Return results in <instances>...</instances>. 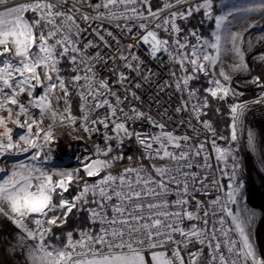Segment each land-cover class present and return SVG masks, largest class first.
I'll return each mask as SVG.
<instances>
[{
  "label": "snow or ice",
  "instance_id": "snow-or-ice-1",
  "mask_svg": "<svg viewBox=\"0 0 264 264\" xmlns=\"http://www.w3.org/2000/svg\"><path fill=\"white\" fill-rule=\"evenodd\" d=\"M181 3H187V0L166 2L162 8L153 11L149 0H0V156L7 153H30L31 161L49 158L51 145L55 142L54 127L57 124H76L69 103L71 83L81 100L83 116L79 131L90 137L100 130V126L105 130L106 147L101 149L96 146L98 156L102 154L108 157L113 152V145L109 141H116V147L119 148L125 139L134 137L144 148L148 159L170 161L175 165L170 168L153 164L152 172L146 171L142 165L126 167L118 176L109 173L91 186L85 182L82 190L72 200L64 198L61 193L59 204L52 203V193L56 189L66 192L69 184L82 179L78 175L79 169L49 173L35 164L21 162L13 165L9 174L4 167H0V172L7 177L0 182V217L11 220L20 230L11 250L14 253L17 248L21 251L27 249L28 264H149L145 253L150 254L151 264H185L181 248H186L193 238L212 249L209 264H238L239 261L243 264H264V258L257 256L250 241L248 229L253 224L254 214H234L224 207L240 237L239 245L234 240L227 242V251L236 257L232 260L220 251V242L213 246L215 230L205 240L201 237L206 234V229L193 225L186 230L181 226L185 217L188 220L197 218L192 212L183 210L187 200H177L175 205L181 211L170 212L168 201L161 202L160 197L168 194L170 184L182 187L184 194H187L188 180H195L196 177L186 169H190L194 158L205 151L206 142L192 144V137L189 135H177L168 131L165 123L156 121L134 105L124 104L129 97L140 100L137 90L150 84L155 75L138 54L141 46H147L148 57L159 61L162 66L165 64L164 56H167L168 63L179 64L183 75L177 77L173 71L171 78L175 81L177 91L187 92L188 100L197 99L196 90L190 88V81L196 79L194 74L203 72L207 75L209 67L214 69L217 65L221 53L220 36L216 37L215 43L208 45L215 50L216 54L212 55L204 50L203 45L197 47L190 45L187 39L181 41V29L176 24L177 19H187L193 11L211 9V0H204L195 9L190 6L184 12L170 11ZM255 8L264 9V0L246 10ZM85 9H91V12ZM165 11L169 14L161 19ZM28 13H32L31 18L27 16ZM225 19L226 17H217V25ZM156 21L159 22L154 23ZM105 24H114L121 36H115L104 27ZM159 30L167 33L171 41L161 38ZM191 35L196 36V33L192 32ZM124 36L128 38L127 43H121ZM236 38V35L232 36V44L239 63L233 66V70H247L243 54L236 47ZM189 48L190 52L187 51ZM91 49L95 50L94 53L89 51ZM101 49L108 51L102 54ZM65 58L72 65L70 82L60 75V64ZM101 65L108 70L109 78H100L99 71L103 70ZM189 66L193 74H188ZM219 74L229 84L225 86L219 79L211 81L215 87L206 89V92L212 98L224 99L229 94L243 95L231 88V77L223 69ZM113 82L115 88L112 86ZM251 82L264 90V80L261 77L255 76ZM168 86L171 85L165 82L160 90L163 91ZM37 88L44 89L39 96L35 95ZM57 92L62 94L63 108L60 107L61 97L56 95ZM25 94L28 99L26 103H22L20 98ZM110 98H114V103ZM253 103H264V96ZM189 107L197 122L202 123L204 128L211 129L208 121H200V115L208 107L207 96L203 103L197 100V103L189 105L188 101H183L175 111L181 113L188 111ZM246 107V103L230 105L233 141L237 140V121ZM32 108L39 110L38 118L30 111ZM101 109L104 110L103 114L95 116L94 113ZM45 117L51 120L46 128L42 127ZM161 119H172L167 114V109ZM137 120H147L159 132L152 134L131 131L128 121ZM9 122L26 129V134L20 135L18 141H13ZM183 123L184 121H180L181 125ZM188 127L194 133L197 131L191 121ZM108 130L113 134L109 135ZM248 143L253 146L254 137L251 132ZM154 144L158 147L154 148ZM212 144L218 160H226L231 154L229 149L216 146L215 139ZM121 159L123 155L112 157V161ZM232 159L236 160L234 156ZM85 160H90L83 168L88 177L98 176L102 170L112 167L107 159L91 160L86 157ZM237 166L236 163L233 164V173ZM53 175L59 179L54 181ZM229 188V202L236 204L244 199L242 183L230 184ZM89 193L94 197L99 195V200L93 202L100 210L89 209L91 218L98 219L106 227H102L97 236L82 233L81 240L75 243L69 233V243L65 248L49 250L44 242L45 233H50L53 226L65 223L74 208L86 204ZM113 200L116 201L111 205L113 215L108 218L106 207ZM50 212L53 215L49 217ZM32 213H39L44 217L35 220V229L29 228L24 222V218ZM203 223L207 225L208 221ZM177 235L181 237L180 240L175 239ZM223 235L227 236L228 233L224 232ZM29 241L33 243L30 245ZM201 254L202 249L189 252L188 264H199Z\"/></svg>",
  "mask_w": 264,
  "mask_h": 264
},
{
  "label": "built area",
  "instance_id": "built-area-1",
  "mask_svg": "<svg viewBox=\"0 0 264 264\" xmlns=\"http://www.w3.org/2000/svg\"><path fill=\"white\" fill-rule=\"evenodd\" d=\"M93 2H97V0H93ZM170 2L175 3V0H160L159 6H155L154 0H149L151 8L153 11L160 9L163 7L164 3ZM204 2V0H187V3H181L176 7H173L170 11H186L190 6H194L197 3ZM91 12V9H85ZM146 10V9H145ZM94 14V13H93ZM169 13L165 11L161 16V19L164 16H167ZM156 21L154 23H157ZM99 23V21L97 22ZM177 26L180 28L179 19L176 20ZM154 26V25H153ZM105 28L112 31L113 34L117 37L121 36L120 30L115 27L114 24H105ZM159 35L161 38H168L171 41V37L163 32V30H159ZM179 38L181 41L187 39V42L190 43L189 38L179 33ZM128 38L124 36L121 39V43H127ZM113 43V48L115 47V41ZM90 52L94 53V49L89 50ZM108 49H101V53L107 52ZM187 51L190 52L189 49ZM138 54L141 58L145 61L147 67L151 68L155 75L152 77L151 83L146 84L145 87L138 89L137 94L140 96V100H132L129 97L128 100L124 102L125 105H134L140 111L151 115L156 121L165 123L166 130L173 131L177 135H184L187 134L192 137V144H197L199 142H206L205 143V151L199 157H195L194 160L191 162L192 167L190 169H186L190 174L196 177L195 180L191 178L188 180V192L184 194L183 188H177L176 184L169 185V192L165 196L160 197V201L163 202L167 200L169 203L168 211L175 212L181 211L180 207L175 205V202L179 199L187 200V204L184 206V211L192 212L196 219L188 220L186 217L183 219L182 227L186 230L190 229L195 225L197 228L206 229V234L201 237V239L207 240L213 234L215 230L216 239L212 240L213 246L215 243H221V252L225 255L226 258L229 260L236 259L235 256L231 255L227 251V242L228 241H236L239 245L240 237L238 232L235 230V225L232 222L231 217L227 216L226 212L224 211V207L226 206L228 209L232 211L231 202L228 200V191L223 186V173L220 168L217 153L213 148L212 141L215 139L216 146L223 148L225 141L219 136L217 129L212 124L211 120L207 116V108L203 110V113L200 115V121H208L211 125V129H206L203 127V124L197 122L194 118V115L189 107L188 111H182L181 113H176L175 109L179 107L183 101H188L189 105L197 103V100L200 103H203L205 95H203L200 89L194 85L195 79L190 81V88L196 90V97L197 99L188 100L187 92L181 93L176 90L174 87L175 81L171 78V73L173 71L176 72L177 77L183 75L179 64H171L168 63L167 56H164L163 59L165 60V64L162 66L159 61L151 60L148 57V48L147 46H141L138 49ZM72 66V65H71ZM102 71H99L100 78H109V72L107 69H104V66H100ZM72 70V67H71ZM188 74H193L191 71V67H188ZM73 75V72H72ZM195 75V74H194ZM114 81V78H113ZM168 83V87H164L163 91H161V86ZM46 83V82H45ZM113 88L116 87L115 83L113 82ZM44 91L43 88H37L35 95L39 96ZM57 96L61 97V93L57 92ZM23 96V103L27 102L28 97L25 95ZM113 100L114 98H110ZM62 100V98H61ZM60 107L63 108V104L61 102ZM167 109V114L172 117L171 120L161 119V115ZM127 110V109H126ZM104 110L101 109L94 113L95 116H99L103 114ZM39 110L36 109L35 115L38 118ZM206 113V114H204ZM76 118V124L74 126H61L57 124L53 129V134L55 137V142L51 145L52 151L49 154V158L47 160L41 159L39 161H31L30 153H7L4 156H1L0 166L4 167L8 173L13 167V165L20 164L21 162L25 164H35L37 167L42 168L49 173L56 172V171H74L78 168H84L85 163H89L90 160H85L86 157L90 158L91 160L94 159H101L103 160V155H97L96 153V146L98 145L101 149L106 147L104 133L105 130L102 126H100V130L98 132H94L89 137L88 134H85L79 131V126L81 122V118L83 113L78 115H72ZM180 121H184L183 125L180 124ZM191 121V124L197 131L194 133L190 127H188V123ZM51 123V120L48 117H45L44 124L42 127H47V125ZM130 125V130L134 132L140 133H152L157 134L159 129L152 127V125L147 120H137L135 122L128 121ZM75 129V130H74ZM2 131V129H0ZM69 133H72L71 135ZM215 133V135H213ZM22 134H26V129H21L19 126L16 130L12 129L11 135L13 141H18L19 136ZM108 134L112 135L113 133L108 130ZM114 146L116 145V141H109ZM144 157L146 159V153L144 148L139 144ZM154 148L158 147L157 145H153ZM205 156H207V161H205ZM150 160V159H149ZM157 167L160 166H167L170 168L175 167V165L170 161H161L157 159H151ZM143 166L146 171L152 172V168L148 167L145 164H139L136 166ZM133 166V167H136ZM105 170H102L98 176H92L91 178L96 179L93 183L95 184L99 181L103 176ZM123 171V170H122ZM122 171L114 173L112 175L118 176ZM3 173V172H0ZM154 174V173H153ZM4 177L6 174L3 173ZM59 177L53 175V180H58ZM181 180L183 178H180ZM92 184V185H93ZM69 189V186H68ZM66 192H62L61 189H56L54 193H52V203L55 204V194L63 195L64 198L68 200H72L69 197H66ZM94 200H99V195L97 194L94 197ZM116 203L115 200L109 202L106 207V212L108 218L112 217L111 205ZM90 209H95L99 211L100 209L97 207V204L93 202ZM205 212H207V216H205ZM59 215V213H56ZM39 213H32L29 216L24 218L25 222H28L31 216H40ZM53 215V214H52ZM90 220L95 225L94 232L84 231L81 232L76 237H71L73 243L81 240V234L86 233L88 235L97 236L101 233L102 227H106V225H102V223L97 219L93 220L91 218V214L89 212ZM207 220L208 224L205 225L203 222ZM221 220H223V224H221ZM224 232H227L228 235H223ZM175 239L180 240L181 237L177 235ZM192 243H198L195 238H193ZM188 244V245H189ZM206 245V244H205ZM207 246V245H206ZM183 247V246H182ZM71 249H69L70 251ZM79 250V249H77ZM168 251L171 253V246H169ZM212 249L207 247V261L206 264H209L210 261V252ZM238 264H242V261H239Z\"/></svg>",
  "mask_w": 264,
  "mask_h": 264
},
{
  "label": "rangeland",
  "instance_id": "rangeland-1",
  "mask_svg": "<svg viewBox=\"0 0 264 264\" xmlns=\"http://www.w3.org/2000/svg\"><path fill=\"white\" fill-rule=\"evenodd\" d=\"M260 3L261 0H249L246 7L236 9L230 15L219 14L218 17H226L215 30L216 37L220 36L221 38L220 56L224 58V63L219 62L220 65L217 63L214 74L209 72L213 69L209 67L208 74H211L214 80L219 79L222 84L228 86L229 82L224 81L223 77L218 74V68L222 67L223 71L231 77V88L243 93L242 96L231 94L228 96L232 98L234 104H247L243 115L237 121V140L233 141L230 137V142L227 143L225 138L219 136L225 141L223 149H229L231 152L228 156L231 163V170L227 173L228 184L242 183L244 189V199L239 200L236 204L231 203L232 212L234 214L240 212L242 215L246 213L254 214L253 224L248 229L250 241L257 256L264 258V103H253V101L264 96V90L251 82L255 76H259L264 80V59H262L264 57V9L246 10L250 6L259 5ZM232 17L236 19L234 24L229 21ZM254 17L259 19L249 27L248 22ZM233 35L237 37L235 44L243 54L247 70H233V66L239 63V57L233 51ZM204 50L209 52L207 44ZM206 67L208 66L206 65ZM61 98L63 104L62 94ZM21 99H23V96H21ZM249 132L254 137L253 146L248 143ZM233 156L236 158L235 161L232 159ZM234 163L238 165L235 173H233ZM3 179L6 178L3 173H0V182ZM226 190L229 192L230 188L228 187ZM0 218L2 219V222L0 221V243L2 245L0 246L4 250L6 264H28L26 259L27 249L21 251L17 248L14 253L11 250V246L16 243V236L20 230L16 228L11 220L4 217ZM5 219L8 221L7 224L3 223ZM25 223L31 228L28 222ZM28 243L31 245L33 242L29 241ZM145 255L149 264H151L150 254ZM2 259L3 256L0 254V264H3Z\"/></svg>",
  "mask_w": 264,
  "mask_h": 264
},
{
  "label": "trees",
  "instance_id": "trees-1",
  "mask_svg": "<svg viewBox=\"0 0 264 264\" xmlns=\"http://www.w3.org/2000/svg\"><path fill=\"white\" fill-rule=\"evenodd\" d=\"M155 6H159L160 0H154ZM249 0H211L212 7L211 9L201 8L199 11H193L192 15L187 17V19H179V25L182 35L189 38L190 45H196L204 47L211 45L216 41L215 30L217 27V17L220 13L230 15L234 10L246 7ZM204 2H200L192 6L196 8L197 5H201ZM207 13V14H206ZM27 16L31 18L32 13H28ZM195 32L196 36H192L191 33ZM209 48V52L212 55H215V50ZM191 51V49L189 48ZM71 64L68 59L65 58L60 64V75L66 80L71 81L72 70ZM196 79L194 85L197 86L201 93L208 98V107H207V116L211 120L214 127L217 129L219 135L226 139V142H230V137L232 134V114L230 111V105L234 104L231 97L227 96L224 99L212 98L207 92L206 89L214 88L213 76L211 74L205 75L203 72L195 73ZM69 89L71 95L69 97V103L71 105L70 111L71 115L81 114V100L77 92L74 90L71 83H69ZM21 99V98H20ZM23 103V99H21ZM64 107V105H63ZM30 111L35 115L36 109L32 108ZM8 126L12 129H16L17 125L9 122ZM108 157H103L112 163V167L104 171L103 176L108 175L109 173L114 174L124 170L126 167H133L139 164H145L148 167L152 168L154 164L153 161L146 159L144 154L139 146V143L133 137L132 139H125L124 144L117 148L116 145L113 148ZM123 155V159L112 161V157ZM132 159L129 160L128 158ZM219 165L223 173V186L228 188V178L227 173L231 170V163L229 159L219 160ZM78 175L82 179L76 181L74 180L69 184L68 192L66 197L72 199L82 190L84 183L87 182L91 186L96 179L88 177L85 175L82 168H78ZM77 170V169H76ZM61 195L55 194V204H59ZM88 202L77 208H74L71 213L68 214L66 222L60 226H53L50 233H45V244L49 247V250L53 249H63L69 243L68 234L71 233V237L78 236L81 232L88 231L94 232L95 225L91 222L89 216V209L93 204L94 196L89 193L87 197ZM53 213H49V217ZM44 219L42 215L40 216H31L28 223L32 229H35V220ZM202 249V254L200 256L199 264H206L207 261V246L201 245L200 243L189 244L186 248L182 247L181 252L185 258V264H188V253L196 252ZM147 254V253H145Z\"/></svg>",
  "mask_w": 264,
  "mask_h": 264
},
{
  "label": "crops",
  "instance_id": "crops-1",
  "mask_svg": "<svg viewBox=\"0 0 264 264\" xmlns=\"http://www.w3.org/2000/svg\"><path fill=\"white\" fill-rule=\"evenodd\" d=\"M258 19H259V18H257V17L255 18V17H254V19H252V20H250V21L248 22V26L250 27V26H251L256 20H258ZM235 20H236V19H233V17H232L231 19H229V21L232 22L233 24H234V21H235ZM217 27H218V25H217ZM223 59H224V58H222V56H220V59H219V61H218L217 63H219V62H220V63H222V62L224 63ZM221 60H222V61H221ZM220 63H219V65H220ZM218 67H219V66H218ZM221 69H222V67H219V68H218V74L220 73ZM215 71H216V66H215L214 69L210 70L209 72L214 74Z\"/></svg>",
  "mask_w": 264,
  "mask_h": 264
},
{
  "label": "bare ground",
  "instance_id": "bare-ground-1",
  "mask_svg": "<svg viewBox=\"0 0 264 264\" xmlns=\"http://www.w3.org/2000/svg\"><path fill=\"white\" fill-rule=\"evenodd\" d=\"M2 219L0 218V221H1ZM2 222V221H1ZM7 222L8 221H6V219H5V221L3 220V223H6L7 224ZM5 224V225H6ZM4 226V225H3ZM1 242V241H0ZM0 245H2V243H0ZM4 252V250H3V248L0 246V254L3 256V259H2V263L3 264H6V258H5V253H3ZM20 255V254H19Z\"/></svg>",
  "mask_w": 264,
  "mask_h": 264
}]
</instances>
